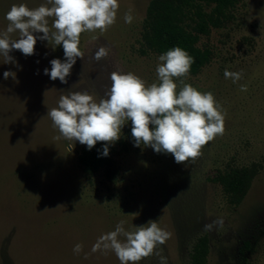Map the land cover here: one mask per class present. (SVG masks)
I'll return each instance as SVG.
<instances>
[{"label": "rangeland", "instance_id": "rangeland-1", "mask_svg": "<svg viewBox=\"0 0 264 264\" xmlns=\"http://www.w3.org/2000/svg\"><path fill=\"white\" fill-rule=\"evenodd\" d=\"M149 1L118 0L116 22L106 32L81 34L84 58H77L67 84L44 74L52 59H65L62 45L53 49L38 39L34 55L13 50L19 67L0 56V264H120L114 252H92V246L120 221L125 230L135 231L149 220L172 234L157 249L167 264H188L190 248L201 235L208 239L207 264H264V0H240L218 26L199 36L197 46L210 49V60L183 79L212 92L225 120L223 135L203 146L195 162L177 164L172 154L134 146L129 121L121 138L109 145L116 173L108 179L102 170H82V144L55 139L59 132L47 111L58 107L61 95L87 92L99 102L111 87L113 71L132 72L146 85L158 83L160 54L146 49L141 38ZM46 2L0 0V31L13 4L36 8ZM129 9L131 24L124 22ZM101 46L109 55L96 61ZM226 69L242 72V78L233 83L224 77ZM8 70L16 73L15 80L3 78ZM252 164L257 173L245 196L230 203L211 177ZM218 218L223 226L205 231ZM76 244L83 246L79 254L73 252ZM138 264H159V257Z\"/></svg>", "mask_w": 264, "mask_h": 264}, {"label": "clouds", "instance_id": "clouds-1", "mask_svg": "<svg viewBox=\"0 0 264 264\" xmlns=\"http://www.w3.org/2000/svg\"><path fill=\"white\" fill-rule=\"evenodd\" d=\"M119 7L118 0H47L36 8L13 4L5 14L7 27L0 31L3 63L19 67L10 53L19 50L26 57L34 55L38 39L46 40L53 49L62 45L65 59H52L51 68H45L44 74L53 81L59 79L67 84L77 58H84L79 47L81 34L96 30L106 32L116 22ZM133 19L132 9H129L124 14V22L131 24ZM13 34H18V38H13ZM108 55L109 49L101 46L93 58L100 61ZM158 61L155 69L158 83L146 85L132 72L113 71L111 87L106 98L99 102L87 92L61 95L58 107L47 111L53 127L59 132L55 139L78 141L88 150L97 142H104L100 156L106 157L109 145L121 138L122 127L131 121L134 146L143 145L156 153L172 154L177 164L195 162L202 155L203 146L223 135L225 114L212 92H201L185 83L183 78L189 75L195 62L186 50L173 47L159 55ZM9 77L15 80L16 73L5 71L3 78ZM224 77L236 83L242 78V72L226 69ZM240 90L247 91V85H241ZM124 223L118 222L115 230L101 235L91 251H112L120 264H138L153 255L159 257V264H167V258L157 249L171 238L169 231L155 220L138 226L135 231L125 230ZM215 225L222 227V218L206 224L205 231H211ZM82 250L81 244L73 248L76 254Z\"/></svg>", "mask_w": 264, "mask_h": 264}, {"label": "trees", "instance_id": "trees-1", "mask_svg": "<svg viewBox=\"0 0 264 264\" xmlns=\"http://www.w3.org/2000/svg\"><path fill=\"white\" fill-rule=\"evenodd\" d=\"M240 0H150L142 20L141 38L146 49L163 54L173 47L186 50L195 62L191 65L190 73L196 74L209 62V48L197 46L199 36L208 34L211 27L220 24L221 18L230 7ZM209 7L206 11L204 7ZM103 151L101 142L88 150L83 145L78 156L82 170L87 174L103 171L108 179L116 173L110 156H100ZM257 173V167H228L211 177L218 182L228 200L232 204L241 202L246 191ZM209 252L208 239L205 235L198 236L189 252L188 264H207Z\"/></svg>", "mask_w": 264, "mask_h": 264}]
</instances>
